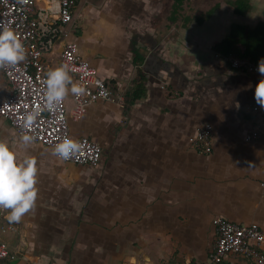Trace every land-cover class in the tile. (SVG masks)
<instances>
[{"label":"crops","instance_id":"crops-1","mask_svg":"<svg viewBox=\"0 0 264 264\" xmlns=\"http://www.w3.org/2000/svg\"><path fill=\"white\" fill-rule=\"evenodd\" d=\"M261 24L264 0H79L46 62L59 66L64 45L76 43L125 100L97 101L75 120L69 85L70 133L103 147L96 168L25 146L0 120L17 159L51 174H37L39 193L21 220L0 213V239L17 254L0 264H203L213 219L264 231V106L255 98L264 75L238 71L214 50L236 26ZM138 85L144 93L133 99ZM205 123L214 127L209 153L191 142ZM257 124L260 138L246 142ZM57 165L70 167L72 182L53 178ZM221 264L255 263L231 254Z\"/></svg>","mask_w":264,"mask_h":264},{"label":"built area","instance_id":"built-area-1","mask_svg":"<svg viewBox=\"0 0 264 264\" xmlns=\"http://www.w3.org/2000/svg\"><path fill=\"white\" fill-rule=\"evenodd\" d=\"M79 0H0V25L10 27L22 41L25 59L15 65L0 67V120H7L22 137L28 134L33 142L49 147L54 156L75 166H99L103 147L87 138H73L70 133L65 98L54 109L46 105V73L50 70L46 57L53 53L64 28L74 21V9ZM231 67L248 73H260L257 63L235 55L223 56ZM67 64L74 83L83 89L73 92L75 107L72 117L79 120L97 101L122 104L124 96L115 92L98 76V70L78 52L76 43L67 42L59 56V65ZM40 109L35 119L27 115ZM264 121V115H263ZM214 127L205 123L199 128L191 142L197 149L209 153L212 149ZM261 136V125L257 124L246 135V142L256 141ZM65 140L74 142L71 155H57L53 149ZM264 188V180L260 182ZM10 209L0 207V213ZM216 241L209 252V260L203 264H221L231 254L241 255L255 264H264V231L257 223L240 225L223 218L213 219ZM11 230H16L10 226ZM7 242L0 239V260H15Z\"/></svg>","mask_w":264,"mask_h":264},{"label":"clouds","instance_id":"clouds-1","mask_svg":"<svg viewBox=\"0 0 264 264\" xmlns=\"http://www.w3.org/2000/svg\"><path fill=\"white\" fill-rule=\"evenodd\" d=\"M25 59V49L17 34L10 28L0 25V67H7L17 64ZM258 71L264 75V58H261ZM80 93L83 91L80 85L72 83L69 66L61 64L50 69L46 73V107L54 109L69 91ZM255 98L257 102L264 106V78H261L255 85ZM40 109H35L27 115L29 121L35 119ZM33 136L24 134L21 141L25 146L30 144ZM75 144L71 140L57 143L53 149L54 153L67 158ZM37 169L35 161L25 156L18 160L17 154L3 140H0V207L8 208L9 221H19L23 215L34 205L37 190Z\"/></svg>","mask_w":264,"mask_h":264},{"label":"trees","instance_id":"trees-1","mask_svg":"<svg viewBox=\"0 0 264 264\" xmlns=\"http://www.w3.org/2000/svg\"><path fill=\"white\" fill-rule=\"evenodd\" d=\"M174 19V17H173ZM242 45L245 50L240 52L238 46ZM214 50L222 56L235 55L241 58H247L259 64L261 58H264V24L251 30L245 26H236L231 36L215 45ZM144 90L141 85L131 95L133 99L142 96Z\"/></svg>","mask_w":264,"mask_h":264},{"label":"rangeland","instance_id":"rangeland-1","mask_svg":"<svg viewBox=\"0 0 264 264\" xmlns=\"http://www.w3.org/2000/svg\"><path fill=\"white\" fill-rule=\"evenodd\" d=\"M81 3H83L85 0H80ZM69 28V27H68ZM5 126L8 128L9 125L7 123H3V122H0V128L2 129V125ZM0 129V130H1ZM14 136V135H13ZM0 140H3L6 142V138H3L0 136ZM39 154L40 156L43 157V152L42 151H39ZM48 160L50 161L51 163V159L48 157ZM47 164V163H46ZM48 165H42L40 168H38V176L40 177H43V178H50L51 177V174H48V170L44 169L45 167H47ZM43 168V169H41ZM66 169V170H65ZM70 169V167H63V166H60V165H57L55 166V175H53V178H59L61 180H64L63 182H72V179L74 178V173L73 172H65V171H68ZM39 193V189L37 191ZM3 222L0 223V227L2 226Z\"/></svg>","mask_w":264,"mask_h":264}]
</instances>
